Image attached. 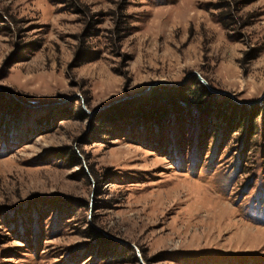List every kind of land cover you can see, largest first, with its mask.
<instances>
[{
    "label": "rangeland",
    "instance_id": "1",
    "mask_svg": "<svg viewBox=\"0 0 264 264\" xmlns=\"http://www.w3.org/2000/svg\"><path fill=\"white\" fill-rule=\"evenodd\" d=\"M0 264H264V0H0Z\"/></svg>",
    "mask_w": 264,
    "mask_h": 264
},
{
    "label": "trees",
    "instance_id": "2",
    "mask_svg": "<svg viewBox=\"0 0 264 264\" xmlns=\"http://www.w3.org/2000/svg\"><path fill=\"white\" fill-rule=\"evenodd\" d=\"M198 85H200V89H201V91H202L204 97H211V98H213V97L207 92V90L205 89V87H204L202 84L198 83ZM193 94L195 95V93H193ZM210 102H211V101L209 100V102H204V103H202V105H204V107H205V105L208 106ZM208 107H210V106H208ZM208 107H207V108H208ZM207 108H206V109H207Z\"/></svg>",
    "mask_w": 264,
    "mask_h": 264
},
{
    "label": "water",
    "instance_id": "3",
    "mask_svg": "<svg viewBox=\"0 0 264 264\" xmlns=\"http://www.w3.org/2000/svg\"><path fill=\"white\" fill-rule=\"evenodd\" d=\"M196 75H197V77L199 78V80H200L205 86H207V87L209 88V90H210L211 92H214V93L216 92V91H214L212 88L209 87L207 81H206L204 78H202L199 74H196Z\"/></svg>",
    "mask_w": 264,
    "mask_h": 264
}]
</instances>
